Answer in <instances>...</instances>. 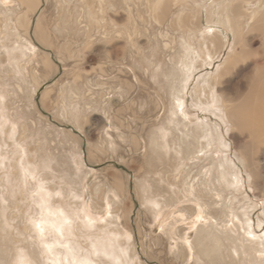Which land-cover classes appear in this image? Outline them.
I'll return each mask as SVG.
<instances>
[{
  "label": "rangeland",
  "instance_id": "1",
  "mask_svg": "<svg viewBox=\"0 0 264 264\" xmlns=\"http://www.w3.org/2000/svg\"><path fill=\"white\" fill-rule=\"evenodd\" d=\"M35 1L0 0V264L19 249L51 263L37 239L50 233L35 227L39 182L89 264H234L230 207L244 206L264 234V36L254 23L264 0L244 7L256 14L234 47L226 26L240 0ZM207 83L233 99L228 114L239 110L241 122L205 104ZM179 88L181 127L202 120L218 131L202 159L189 158L193 138L181 142L176 129ZM225 155L240 190L212 163Z\"/></svg>",
  "mask_w": 264,
  "mask_h": 264
},
{
  "label": "bare ground",
  "instance_id": "2",
  "mask_svg": "<svg viewBox=\"0 0 264 264\" xmlns=\"http://www.w3.org/2000/svg\"><path fill=\"white\" fill-rule=\"evenodd\" d=\"M17 1H19L21 5H24L28 7L29 9L34 8L36 6L35 0H17ZM250 4H251L250 0H240L239 3L233 6V8L231 9L234 22L233 24H230V25L227 24L226 27H227V31L231 33V36L233 38L232 47H234V43L238 38L237 35L239 33L240 27H243V26L249 27V25L251 26V24L253 23V19L256 14L255 9H252L251 11L247 12L246 14L248 15V17L245 18L246 10L244 9V7L250 6ZM263 7H264V2H263ZM263 7L261 6V8ZM254 23H258L256 24L258 25L257 28L263 31L261 35L264 36V15L260 17L259 21H255ZM208 34L210 35L211 33H208ZM22 45H26V42L22 43ZM185 57H188V56L186 55ZM11 58L15 59V56H12ZM189 62L190 60L187 62V64L186 62H181L180 64L181 66L183 65L185 68H189L190 67ZM48 65L50 67L52 66V64H49V62H48ZM185 74L187 75V72ZM181 89L182 88L175 89L176 91L171 92L172 106H173L172 116L174 118V122L179 124L176 126V129H177V132L179 133L181 142H183L186 136H188L187 138L189 139L193 138L192 142H194V148L187 149L188 155H190L189 158L192 160L202 159L204 156H208L213 151L212 149L213 142H214L213 140L218 139V131L216 128L212 131L209 124L202 120L190 121L191 127H189L188 130L186 129L187 127H184V128L181 127L182 124L183 126L185 125L188 126V123H183L185 119V116H183L185 115V111H184V103H183L184 102L183 90ZM205 90H206V94L209 96L208 101L205 104L212 106L214 104L213 102H215L216 104H218L217 106L218 110H221V107L223 106L226 111V118L228 122L239 119L238 114H237L239 110H236L233 113H231L232 117L230 114H228L229 109L237 108V106H235L236 108H234V106L230 104L231 100L233 99H229L225 95L220 94V91L214 89V86L211 83L206 84ZM75 112L76 111H74V113ZM179 113L181 114L180 116H182L183 118H177L176 115H179ZM230 118L233 120H231ZM238 121L241 122L240 119ZM184 135L185 137H183ZM219 142H220L221 148L227 147V145L223 143L222 141H219ZM164 143H165V140H164ZM181 151L182 150L180 149L179 152L182 153ZM200 155L202 156L200 157ZM245 162L246 164H244V166L247 167L246 171L249 173V176L252 178L255 177V175L258 173L257 169L251 168L250 167L251 165L246 160ZM212 163L214 166L216 165L215 167L219 168V175H220L219 177H220V180H222V183L225 188H234L236 190H240L242 188L241 177L237 174V172H234V171L232 172L230 170L231 169L230 165L232 163L229 160L227 155H225L224 157H219L216 162L213 161ZM201 164L203 163L201 162ZM206 169H209L208 166ZM209 172H208V175L212 173V172L210 173ZM41 190L43 191V193H40ZM34 191L38 192V196H35V197L36 198L39 197L36 200L38 202L37 204H39V207L41 208L40 214L42 213L41 214L42 216L36 221L35 227L37 228V225H39L38 229H40V231L45 230L48 234L50 233L49 236H51L50 238L52 239V240H44L42 239L43 237L37 234V239L42 241V243H40L41 250H43L42 252H44V255H47L48 261L50 260L51 262L49 263L50 264H69L73 262L71 264H89L91 262V259L88 258L89 255L86 254V252L80 250L78 246L74 247L73 244L71 243V240L68 239L70 236L66 235L67 231H69V224L72 221L70 216L65 215L61 209H58V208L56 209L53 206V204L49 202L46 196L49 197L50 195L49 193H47L48 191L46 190L45 185L43 183L39 182V185L34 188ZM43 194L44 195L46 194V195L44 196ZM43 198L46 202L42 200ZM151 201L154 202L155 205H158L157 201H153V200ZM240 207H242V211H241L242 213L236 210L235 204H233L232 207H230V215L233 220V224L238 229L237 230L238 235L240 236V237L237 236L236 238V235H235V243H233L235 244V246H233L232 248L230 247L234 264H264V257H263L264 256V234L262 236H259L254 233L251 227L252 225H250L251 220L250 218L247 217L248 215L244 211L245 207L244 206H240ZM44 210H47L49 214L44 213L43 212ZM59 213L61 214V217ZM52 215L54 216L56 215V216L54 217ZM56 219H59V221L57 222ZM59 236H62V237L64 236L66 239L63 240V238ZM61 238L64 243L68 244V245L66 244L65 245L66 247L64 248V243H63V246H62L63 249H59L58 248L59 246L57 245V243L54 244V242H59L58 244H60ZM56 245L58 247H56ZM241 247H243L248 252L247 258L243 262H242V259H243L242 256H244V254H242L241 252V256H240L238 253V249H240ZM98 251H99L98 249H95V253H97ZM39 257H41V255ZM14 258L15 260L14 261L12 260V264H35L34 260L31 259L29 256H27L23 252L22 249H19L16 252V257ZM78 258H80L81 260H78ZM113 261L116 264H121L120 258L118 256H113Z\"/></svg>",
  "mask_w": 264,
  "mask_h": 264
},
{
  "label": "snow or ice",
  "instance_id": "3",
  "mask_svg": "<svg viewBox=\"0 0 264 264\" xmlns=\"http://www.w3.org/2000/svg\"><path fill=\"white\" fill-rule=\"evenodd\" d=\"M37 227H39V225H37Z\"/></svg>",
  "mask_w": 264,
  "mask_h": 264
}]
</instances>
